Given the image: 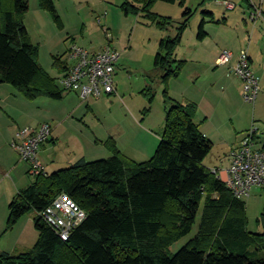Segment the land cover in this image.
<instances>
[{"label": "rangeland", "instance_id": "rangeland-1", "mask_svg": "<svg viewBox=\"0 0 264 264\" xmlns=\"http://www.w3.org/2000/svg\"><path fill=\"white\" fill-rule=\"evenodd\" d=\"M125 1L54 0L57 21L40 7L39 0H29L24 24L31 42L38 47L40 66L56 78L60 72L54 65V58L66 61L67 51L73 44L98 50L109 42L119 53L114 72L117 89L112 95L87 100L66 90L62 98L43 95L28 99L11 84L0 83V253L25 252L38 236L33 211L3 233L8 206L15 197L12 195L15 191L10 178L11 166L21 163L20 176L29 177L30 182L35 178L28 163L10 146V133L19 127L60 124L58 148L45 156L50 163L57 155L53 170L71 166L81 156L87 160L107 158L111 155L106 146L110 137L124 154L144 161L154 154L163 132L166 90L167 96L181 103H187L188 96L196 100V123L206 117L200 128L210 133L214 143L204 159L208 168L217 167L230 150V144L240 142L251 130H256L257 144L264 142V20L253 23L248 6L249 2L258 0H184L183 5L158 0L152 10L173 19L167 30L151 24L143 12L126 15L120 7ZM224 2L235 7L228 8ZM10 3V0L4 1V5L11 6ZM186 9L193 12L174 51L175 58L185 62L178 76H171L165 83L161 78L162 69L155 65V56L160 39L176 35ZM203 19L208 35L199 41L197 34ZM224 49L236 58L242 49L251 55L254 72L259 78L255 103L244 100L240 79L227 67L231 63L216 66L214 57ZM68 95L70 97L66 98ZM72 137L80 144L72 141ZM7 194L11 196L6 197ZM243 200L248 229L261 232L257 220L264 213V187H253ZM198 222L199 217L192 231L170 247L171 253L178 251L195 234Z\"/></svg>", "mask_w": 264, "mask_h": 264}, {"label": "trees", "instance_id": "trees-1", "mask_svg": "<svg viewBox=\"0 0 264 264\" xmlns=\"http://www.w3.org/2000/svg\"><path fill=\"white\" fill-rule=\"evenodd\" d=\"M4 1L0 0V83L11 84L28 99L60 98L58 77L38 63V47L24 24L29 0H10L11 6ZM156 1L126 0L120 7L126 15L143 12L151 24L167 30L173 19L152 10ZM161 1L184 4V0ZM39 5L59 20L54 0H39ZM192 12L184 11L175 36L160 39L155 65L162 69L165 83L184 65L174 51ZM204 25L203 19L200 40L207 36ZM54 65L62 74L68 70L67 60L60 57L54 58ZM164 94L165 125L149 159L129 158L110 137L107 158L81 157L51 173L43 170L19 189L8 206L3 233L33 211L37 240L17 255L1 252L0 264H264V213L257 220L262 231H250L246 202L204 164L213 142L194 121L197 104L176 101L166 90ZM250 136L257 144L256 132ZM257 146L264 151V142ZM60 193L68 194L85 212L67 240L40 216ZM198 217L195 234L171 253L170 247L192 231Z\"/></svg>", "mask_w": 264, "mask_h": 264}, {"label": "built area", "instance_id": "built-area-1", "mask_svg": "<svg viewBox=\"0 0 264 264\" xmlns=\"http://www.w3.org/2000/svg\"><path fill=\"white\" fill-rule=\"evenodd\" d=\"M224 3L228 8L235 6L229 2ZM263 9L264 0L253 4L249 12L253 23L263 18ZM98 23L100 24V19ZM104 31L107 32L106 29ZM118 58L119 53L109 42L98 51L73 44L66 54L68 70L58 78L59 85L63 90L76 92L83 100L110 94L115 91L114 72ZM232 58L233 53L224 49L215 59L216 66H225ZM231 70L242 83L244 100L255 103L259 93V78L246 50L239 52ZM51 132L49 123H41L19 127L13 134L10 146L21 160L28 163L29 171L33 175L44 170L38 158V151L41 144L49 139ZM254 132L256 130L249 131L230 155L225 183L237 198L247 197L253 187H264V151L251 139L250 135ZM40 216L62 240H67L71 231L85 219V212L68 194L60 193Z\"/></svg>", "mask_w": 264, "mask_h": 264}, {"label": "crops", "instance_id": "crops-1", "mask_svg": "<svg viewBox=\"0 0 264 264\" xmlns=\"http://www.w3.org/2000/svg\"><path fill=\"white\" fill-rule=\"evenodd\" d=\"M249 1V0H248ZM253 2V3H252ZM258 2H259V0H258ZM258 2H254V1H251V2H249V12H250V10L253 8V4H257ZM235 7V6H234ZM263 11H264V9H263ZM158 13V12H157ZM258 20H260V19H258ZM257 20V21H258ZM261 20H264V12H263V18H261ZM256 21V22H257ZM226 21H225V19H223V23H225ZM255 22V23H256ZM204 29H205V27H204ZM206 31V30H205ZM207 32V31H206ZM207 35H208V32H207ZM198 38V37H197ZM206 38V37H205ZM204 38V39H205ZM203 39V40H204ZM198 40L199 41H203V40H200L199 38H198ZM105 45H103V46H100V48H98V50H101L103 47H104ZM92 50V49H91ZM98 50H94V51H98ZM218 55H219V53H218ZM218 55L217 56H215L214 57V61H215V59L218 57ZM249 56H250V59H251V64H252V67H253V59H252V57H251V55L249 54ZM191 60H193L194 61V59H191ZM188 61V60H187ZM235 62H236V56H234L233 55V58H232V60H231V64H229V65H227V67H229V69L231 70V68H232V66L235 64ZM62 75V73H60V75L58 76V78L60 77ZM57 78V77H56ZM60 86V85H59ZM241 87H242V83H241ZM61 88V87H60ZM116 85H115V91L114 92H112V93H110V94H103V95H112V94H114L115 92H116ZM68 92V91H67ZM70 92V91H69ZM64 93V92H63ZM63 93H62V96L60 97V98H62L63 97ZM77 94V93H76ZM103 95H101V96H103ZM70 97V95H68L66 98H69ZM98 98V97H97ZM187 102H195L196 104H197V112H196V116H197V113H198V103L196 102V100L194 99V98H190L189 96L187 97ZM204 120H206V117H204L203 119H201L200 120V123L199 124H201V123H204L205 121ZM37 125H39V124H37ZM51 125V124H50ZM59 126H60V124H58V125H56V126H53L52 127V125H51V127H52V132H51V136L49 137V139L48 140H46L44 143H42L41 144V146H40V148H39V151H38V158H39V160H40V162L42 163V165H43V167H44V170L46 171V172H48V173H51V172H53V171H55V170H53V168H52V165H53V163H55V161H56V159H57V155L55 156V158L54 159H52V161L49 163L48 161H46L45 160V156L46 155H50V153L51 152H54L55 150H56V148H58V139H59V137H60V134H59ZM200 130L209 138V139H211L212 140V138H211V135H210V133L208 132V131H205V130H202L201 128H200ZM14 132H15V130L12 132V133H10L11 134V137H13V134H14ZM12 139V138H11ZM75 141L78 145L80 144V143H78V141L76 140V138L75 137H72V141ZM212 142H213V140H212ZM239 143L240 142H237V143H232V144H230V150H228V152H227V154L224 156V158L223 159H221L220 160V162H219V164H218V166L217 167H214V168H211L212 170H215L216 171V173H217V176L222 180V181H224L225 182V179H226V177H227V175H228V169H229V166H230V155H231V152L233 151V150H235L237 147H238V145H239ZM214 144V143H213ZM123 153V152H122ZM126 155V154H125ZM126 156H128V155H126ZM81 157H83V158H85V156H81ZM129 158H131L130 156H128ZM131 159H133V160H135L134 158H131ZM137 161V160H136ZM47 168H49V169H51L50 171H48V170H46ZM22 169H23V167H22V165H21V163H16V164H13V166H11V168H10V175H12V177L10 176V178H12L11 180H12V182L14 183L13 184V187H14V190L13 191H15L12 195L14 196V195H16L17 194V192L19 191V189H21V188H24V186L23 185H27V183H29L30 182V180H29V177H26V176H20V174H22ZM27 169V171H28V168H26ZM17 172L19 173V174H17ZM22 183H24V184H22ZM29 184H31V182L29 183ZM28 184V185H29ZM7 191H8V189H7ZM4 192H6V190L4 191ZM11 195H8L7 194V196L6 197H10Z\"/></svg>", "mask_w": 264, "mask_h": 264}]
</instances>
